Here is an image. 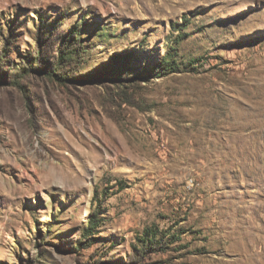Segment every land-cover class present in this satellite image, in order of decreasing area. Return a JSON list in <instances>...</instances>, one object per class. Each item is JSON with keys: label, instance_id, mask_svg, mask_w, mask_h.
<instances>
[{"label": "rangeland", "instance_id": "1", "mask_svg": "<svg viewBox=\"0 0 264 264\" xmlns=\"http://www.w3.org/2000/svg\"><path fill=\"white\" fill-rule=\"evenodd\" d=\"M0 264H264V0H0Z\"/></svg>", "mask_w": 264, "mask_h": 264}, {"label": "trees", "instance_id": "2", "mask_svg": "<svg viewBox=\"0 0 264 264\" xmlns=\"http://www.w3.org/2000/svg\"><path fill=\"white\" fill-rule=\"evenodd\" d=\"M165 63L163 68L165 71H174L175 68H178L176 65V62L172 59H168L167 61L165 60ZM54 74V72L52 73ZM103 222V219H101V217L98 216V214H92L89 216L86 224L84 225L83 228V233L85 235V238L87 239H92L93 234L95 231L98 230V228L101 227ZM155 233L152 229H147L145 230V236L148 237L149 242L154 241L155 240ZM81 247V244L79 245Z\"/></svg>", "mask_w": 264, "mask_h": 264}]
</instances>
